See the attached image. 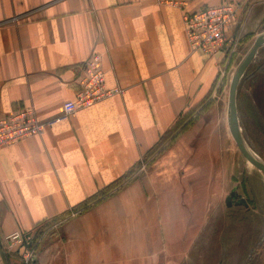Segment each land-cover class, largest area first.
Here are the masks:
<instances>
[{
  "label": "crops",
  "instance_id": "0c3cea01",
  "mask_svg": "<svg viewBox=\"0 0 264 264\" xmlns=\"http://www.w3.org/2000/svg\"><path fill=\"white\" fill-rule=\"evenodd\" d=\"M223 2L240 7L228 37L264 33V0H0V115L29 107L46 125L0 149V263L20 264L2 251L8 234L39 227L35 264L188 263L204 206L227 183L217 177L225 107L215 100L172 154L137 170L215 93L227 53L192 48L183 14ZM97 53L118 91L64 116Z\"/></svg>",
  "mask_w": 264,
  "mask_h": 264
},
{
  "label": "rangeland",
  "instance_id": "374dc122",
  "mask_svg": "<svg viewBox=\"0 0 264 264\" xmlns=\"http://www.w3.org/2000/svg\"><path fill=\"white\" fill-rule=\"evenodd\" d=\"M255 39L251 37L249 40H238L234 54L230 57L227 55L225 59L223 72L216 84L217 88L214 89L215 93H211L194 108L189 121H180L174 130L162 138L160 143L146 155L137 174L148 171L149 166L156 159L162 160L170 153L172 154L174 145L195 124L198 115L201 116L210 111V107L217 101L223 105H221L222 109L225 107L224 118L228 124L230 83L238 65L252 47ZM251 65L249 74L239 86L238 117L247 142L264 159V99L260 97L262 94L264 97V46L259 50ZM252 72H254L253 76ZM260 81L263 82V87L260 86ZM213 111L216 112V109L214 108ZM188 122H190L189 125ZM226 140L218 138L221 144L219 155L221 167L217 177L227 181L225 185L229 188L226 187L227 190L224 185L222 189L214 192L209 202H207V196L200 200V214H203V206L207 202L204 206L207 208L206 215L202 216L203 225L195 227V232L198 228L199 233L196 232L198 234L190 240V255H188L187 264H264V175L252 161L245 158L231 133ZM208 162L211 163V159L205 153V158L201 161V164L206 166L204 170L208 168L207 166H212ZM235 186L237 189L232 196L233 190H230ZM239 194L247 204L236 206ZM229 196H231L230 200H228ZM45 228L39 227V232L46 230ZM34 262L32 261V264H35ZM19 263L26 264L21 258Z\"/></svg>",
  "mask_w": 264,
  "mask_h": 264
},
{
  "label": "built area",
  "instance_id": "2783aa9c",
  "mask_svg": "<svg viewBox=\"0 0 264 264\" xmlns=\"http://www.w3.org/2000/svg\"><path fill=\"white\" fill-rule=\"evenodd\" d=\"M239 5L223 2L183 14L190 44L208 55L224 51L232 56L238 40L227 36V31L236 21ZM223 69H221V72ZM76 97L64 103V116L73 115L79 109L92 106L112 95L118 89L106 86L105 71L99 53L94 54L84 65ZM45 124L39 122L32 108H20L8 115H0V149L16 144L32 135L41 133ZM39 228L31 232L16 230L8 234L2 246L5 252L19 256L26 264H32L43 239ZM0 264H5L1 262Z\"/></svg>",
  "mask_w": 264,
  "mask_h": 264
},
{
  "label": "water",
  "instance_id": "95a60500",
  "mask_svg": "<svg viewBox=\"0 0 264 264\" xmlns=\"http://www.w3.org/2000/svg\"><path fill=\"white\" fill-rule=\"evenodd\" d=\"M264 46V33L260 34L254 41L252 47L245 55L243 60L238 65L231 83L229 87V99H228V109H227V121L230 133L239 147L240 151L244 154L246 159L252 161L260 170V172L264 175V159L253 150V148L247 142L242 128L240 126L239 117H238V109H237V98H238V90L240 83L248 69V67L254 61L256 55L259 50ZM236 189H233L231 195L233 196ZM231 196L228 197L230 200ZM234 198V197H233ZM247 204L246 200L239 194V200L237 201V205Z\"/></svg>",
  "mask_w": 264,
  "mask_h": 264
},
{
  "label": "trees",
  "instance_id": "16d2710c",
  "mask_svg": "<svg viewBox=\"0 0 264 264\" xmlns=\"http://www.w3.org/2000/svg\"><path fill=\"white\" fill-rule=\"evenodd\" d=\"M251 67H252V65H250L249 67H248V69H247V71H246V73H245V75H244V77H243V79H242V81L247 77V75L249 74L248 72H249V70L251 69ZM260 67V66H259ZM253 73V72H252ZM237 104H238V98H237ZM193 110H194V108L193 109H190L188 112H186L184 115H182V117H180V119L172 126V128L168 131V132H166L162 137H161V139H160V141L162 140V138L163 137H166L172 130H174L178 125H179V123H180V121H182V120H185V121H189V116L190 115H192V112H193ZM191 117V116H190ZM182 118H184V119H182ZM190 124V122H188V125ZM184 126V125H183ZM160 141H159V143H160ZM158 143V144H159ZM157 144V145H158ZM156 145V146H157ZM155 148V147H154ZM153 148V149H154ZM152 149V150H153ZM151 150V151H152ZM150 151V152H151ZM111 190V187H109L108 189H107V191H110ZM96 200V199H95ZM39 234L41 233V232H38ZM3 251V253H4V255L6 256V258H8V255H9V253H7V252H5L4 251V249L2 250ZM17 256V255H16ZM19 259H20V257L19 256H17Z\"/></svg>",
  "mask_w": 264,
  "mask_h": 264
}]
</instances>
